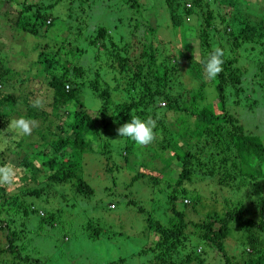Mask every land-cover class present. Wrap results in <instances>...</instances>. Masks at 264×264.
<instances>
[{
  "label": "trees",
  "instance_id": "obj_1",
  "mask_svg": "<svg viewBox=\"0 0 264 264\" xmlns=\"http://www.w3.org/2000/svg\"><path fill=\"white\" fill-rule=\"evenodd\" d=\"M6 1L17 7L16 16L10 17V11L2 9ZM60 1L0 0V37L5 33L6 26L18 33L40 37L43 28L49 30L54 24L55 17L50 10ZM80 1L84 4L89 0ZM163 1L172 29L176 32L187 26V18L195 16L199 19L195 35L200 58L197 61L190 58L188 67L191 78L198 81L197 87L179 90L178 59L176 55L163 53L158 45L156 30L151 26L145 27L144 33L139 36L132 31L129 38L116 35L115 27L96 26L86 43L94 49V61L101 63L98 67H85L93 75L88 81L80 80L84 66L59 56L65 48L63 40L53 39L45 44L36 42L32 46L36 59L18 69L11 66L8 55L3 53L5 50L0 48L1 138L15 135L7 128L11 118L23 116L35 123L31 134L33 145L12 139V145L0 151V165L6 163L9 153L33 146L39 147L36 156L41 157L43 166L50 170L42 183L38 182L36 177L40 170L27 160L28 155L25 154L21 163L32 168L30 180L33 187L21 186L17 192H9L5 186H0V264H30V258L22 255L23 245L18 244L20 238L13 228V219L38 213V208H32L35 202L44 205L56 201L59 194H64L65 188L71 193L87 197L92 195L91 187L79 175L81 156L92 145L91 140L88 142L86 138L91 137L92 143L98 140L101 143L100 131L103 127L110 123L120 126L133 116L141 119L151 117L157 121L154 129L156 139L146 146L150 149L148 159L152 166L138 171L133 180L143 177L155 189L158 188L161 192L159 203L164 206L162 213L169 215L166 224L155 219L150 212L146 217L147 229L150 234L156 235L147 249L152 254L147 264H264V142L258 135L246 131L239 118L226 109L228 88L233 89L237 99L243 92L241 84L245 70L237 64L241 56L239 49L247 52L248 44L264 47V14H255L260 17L258 21H251L248 15L239 18L238 7L240 3L246 4L245 0L220 1L216 4L219 12L215 14L211 5L217 0ZM123 3L134 6L138 1L123 0ZM244 9H247L246 6ZM217 17L219 20H216ZM149 32L152 34L150 39L145 37ZM10 45L19 55L27 56L25 49H19V44L10 42ZM217 47L224 53L222 71L216 78L209 79L204 63ZM75 51H78L76 45L75 49H70L72 56L77 53L82 56L85 52L83 49ZM251 62L254 66L252 78L264 90V60L256 56ZM61 68L64 69L62 72ZM100 71H104L105 75L101 76ZM33 82L36 84L32 85ZM207 84L216 88L215 98L222 107L220 112L203 104ZM84 86L90 88L101 101L95 115L89 113L82 102L80 92ZM44 87L47 98H44ZM38 95L50 110L44 106H32ZM168 113L175 114L172 121L168 119ZM50 115L59 116L55 126L59 132L51 126ZM38 120H42V124L49 120L48 125H38ZM103 140L99 152L106 155L109 153V142L105 138ZM121 141L124 143V155L134 151L138 158L136 144L124 137ZM48 146L50 150L42 153ZM167 153L172 154L174 162L168 160ZM172 164L179 170L174 181L162 180L163 172ZM205 181L228 190L245 189L255 193L257 189L255 203L260 208L252 212L241 202L232 206L226 202L222 211H209L199 221L187 219L186 210L178 204L187 198L189 204L185 207L188 205L194 209L198 203L201 204L195 184ZM109 206L114 208L116 205L110 203ZM138 210L144 212L142 206ZM55 215L40 214V223L53 225ZM233 228L240 233L241 259L226 251V241ZM210 250L217 253L212 258H209ZM113 263L123 264L124 259L119 258Z\"/></svg>",
  "mask_w": 264,
  "mask_h": 264
},
{
  "label": "rangeland",
  "instance_id": "obj_2",
  "mask_svg": "<svg viewBox=\"0 0 264 264\" xmlns=\"http://www.w3.org/2000/svg\"><path fill=\"white\" fill-rule=\"evenodd\" d=\"M53 1L46 0L48 3ZM137 1L138 3L134 6H127L123 0H119V2L111 0L112 5L109 4L108 0H89L84 4L80 0H72L71 2L61 0L50 10L55 19L49 30L43 28L40 37H33L24 32L18 33V31L6 26L5 33L0 37V48L5 50L3 53L8 55L11 66L18 69L36 59V51L32 50V46L36 42L45 44L53 39L63 40L65 48L62 53H59L61 58H69L73 64H80L84 68L87 65L98 67L101 62L99 60L94 61V49L88 45V42L86 43L90 32L96 26L115 27L116 35L122 34L128 38L132 31H136V35L139 36L144 33L145 27L151 26L156 30L155 35L159 39L158 45L163 53L176 55L175 57L178 59V79L181 82L179 90L197 87L198 81L196 82L191 78L188 67L190 58L196 61L200 58L198 38L195 35L199 19L195 16L187 18V26L176 32L172 29L169 12L163 0ZM220 1L224 0L214 1L215 5H211L214 14L219 12L216 4ZM245 1L246 4L240 3V5L238 3L239 18L248 15L251 21H258L259 16L264 14V0ZM245 6L247 9H244ZM2 7L3 10L8 9L10 11V17L18 14L17 7L8 1ZM255 14H259V16ZM48 18H50V14H48ZM216 20H219V17ZM3 22L5 21L3 20ZM151 35L149 32L145 37L150 39ZM10 42L11 44L14 42L19 44V49H25L27 56L16 53L13 45L9 46ZM74 44L78 51L80 49L85 50L82 56L77 53L78 51H75L77 55L72 56L70 49H75ZM247 48V52L239 49L241 56L237 63L242 70H245L241 84L243 92L239 93L237 99L232 93L233 89L228 88L226 109L239 118L246 131L258 135L264 142V90L259 86L258 81L252 78L254 66L251 62V59H256V56L264 60V47L248 44ZM66 50L69 52L66 53ZM61 62L63 61L61 60ZM63 70L61 68V72ZM102 73L104 71L100 73L101 76H104L105 73ZM92 76V72L85 68L80 80L88 81L92 79ZM105 78L109 79L106 76ZM40 80L42 81V79ZM109 83L111 84L110 81ZM35 84L33 82L32 85ZM43 90L44 98H47L46 88L44 87ZM215 90L213 84L206 85V96L203 104L211 106L215 112H220L222 107L215 98ZM80 93L87 111L95 115L101 105L100 99L86 86L82 87ZM40 95L37 97H43ZM46 100L48 101V99ZM160 105H162V100ZM43 106L50 110L48 105L44 104ZM167 116L172 121L175 114L168 113ZM58 117L51 115L49 117L51 126L57 132L59 130H56L55 126L58 123ZM48 121L42 124V120H38L36 123L46 126ZM53 122L55 123L53 124ZM116 126L118 125L110 123L100 131L101 143L104 141L103 138L109 142V153L106 155L99 152L100 140L92 143L91 137L86 138L88 142L91 140L92 145L90 146L91 149L86 150L81 156L79 175L91 187L92 195L87 197L80 193H71L65 188L64 194H59L56 201H50L44 205L38 201L35 202L32 208H38L39 214L34 212L28 217L19 216L17 219H13V228L16 229L20 238L18 244L23 245L22 255L30 258V264H114L113 261L119 258L124 259L123 264H147L151 259L152 254L147 249L154 242L156 235L150 234L147 229L146 217L150 212L155 219L158 218L161 223L166 224L169 215L162 213L164 206H160L161 192L158 188L155 189L143 177L133 180V176L138 171L150 169L152 166L148 159L150 149L146 146L136 145L135 152L138 158H136L134 151L127 156L124 155V143L121 141V137L116 134ZM2 136L0 134V138ZM6 138L8 145H12V139L21 143L24 141L27 144L32 141L31 135L27 136L25 140L17 139L15 135H7ZM2 142L0 139V143ZM48 150H50L49 146L42 153L45 152L46 154ZM38 151L39 147L28 146L16 151V153L8 154L5 164L12 165L18 177L17 183L5 186L9 192H17L19 188L26 186L28 188L33 187V182L30 180L33 170L30 166H24L21 163L25 154L28 155L27 160L40 170L36 177L38 182L42 183L41 181L45 179L46 174L50 172L48 168L43 166L42 158L36 156ZM166 157L168 160L175 161L170 153H167ZM172 165L163 172L162 180L166 178V180L174 181L179 170L174 164ZM195 186H198L196 193L201 198L202 203H198L194 209L188 205L187 207L184 206L189 204V201L186 203L181 200L183 202L178 204V207L186 210L187 219L199 221L209 211H222L227 205L226 202L229 203V206L234 205L235 202H241L245 208L252 212H256L260 208V205L256 206L255 203L258 199L257 189H255V193H250L249 190L245 189L228 190L225 187L217 186L214 182L208 183L207 181L197 182ZM110 203H114L116 206L110 208ZM139 206L144 208V212L138 210ZM49 213L56 214L55 225L41 224L40 214ZM1 217L3 218V216ZM96 232L97 234H95ZM239 234L233 228L232 234L226 241V251L241 259ZM208 252L211 254L209 258L217 254L211 250Z\"/></svg>",
  "mask_w": 264,
  "mask_h": 264
},
{
  "label": "clouds",
  "instance_id": "obj_3",
  "mask_svg": "<svg viewBox=\"0 0 264 264\" xmlns=\"http://www.w3.org/2000/svg\"><path fill=\"white\" fill-rule=\"evenodd\" d=\"M223 50L219 47L214 48L208 55L204 69L209 79H214L222 71L223 64ZM34 108H42L43 101L37 97L32 101ZM35 123L26 119L23 116L11 118L8 122L7 128L15 134L17 139L29 136L32 134ZM157 126V121L151 117L141 119L137 116H133L131 120H128L124 124L120 125L116 129L118 137H124L131 139L137 146H147L156 139V133L154 129ZM0 151H3L8 146V139L6 137L0 138ZM18 182V177L15 168L10 164L0 165V186H8ZM185 202L189 200L184 199Z\"/></svg>",
  "mask_w": 264,
  "mask_h": 264
}]
</instances>
